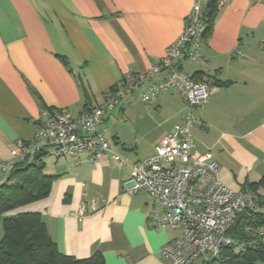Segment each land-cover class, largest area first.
<instances>
[{"label":"crops","instance_id":"1","mask_svg":"<svg viewBox=\"0 0 264 264\" xmlns=\"http://www.w3.org/2000/svg\"><path fill=\"white\" fill-rule=\"evenodd\" d=\"M194 0H0V164H13L10 147L33 136L43 108L77 115L100 105L121 80L146 70L181 33ZM264 0H225L200 46L202 59L177 67L209 84L194 109L190 133L199 151H210L229 188L253 185L264 194ZM165 75L155 73L141 85ZM128 93L104 116L99 129L112 151L89 162L88 153L42 157L53 175L49 194L23 206L38 212L59 252L78 259L100 253L103 264H169L162 246L180 234L149 224L153 198L126 192L132 163L150 157L155 145L181 123L185 103L175 92L133 105ZM142 101V100H141ZM156 123L146 140L140 120ZM149 108L151 111H149ZM134 114V119L130 117ZM84 209L83 215L78 210Z\"/></svg>","mask_w":264,"mask_h":264},{"label":"built area","instance_id":"2","mask_svg":"<svg viewBox=\"0 0 264 264\" xmlns=\"http://www.w3.org/2000/svg\"><path fill=\"white\" fill-rule=\"evenodd\" d=\"M207 1L194 0L181 33L168 45L165 54L146 70L117 83L100 105L77 115L66 109L43 108L31 139H18L10 147L16 161L32 162L42 151L55 158L87 152L89 162L109 155L123 167L126 161L112 151L99 129L104 116L116 109L133 90L140 91L139 96L145 103L159 94L177 93L185 103L181 123L160 139L153 155L129 165L130 178L124 184L129 194L145 191L153 198L148 211L150 225L180 231L161 248V255L169 264L211 262L224 246L240 251L244 241L230 234L236 217L240 213H264V194L226 186L219 178L217 160L210 151L197 150L190 133L196 119L194 109L206 100L209 84L188 76L176 65L183 58L192 62L202 59L200 46L207 27L204 15ZM224 1L217 0L216 7ZM261 47L264 48V44ZM162 71H165L162 78L140 90L144 81ZM12 165L0 164V183L5 181ZM84 212L80 208L78 215ZM246 231L255 238H263L264 224L247 227Z\"/></svg>","mask_w":264,"mask_h":264},{"label":"trees","instance_id":"3","mask_svg":"<svg viewBox=\"0 0 264 264\" xmlns=\"http://www.w3.org/2000/svg\"><path fill=\"white\" fill-rule=\"evenodd\" d=\"M216 3L217 0H208L204 7L207 27L203 38L209 32ZM44 156L42 151L32 162L15 161L5 181L0 183V214L3 215L0 264H103L100 253L78 259L59 252L41 214L20 210L49 194L54 176L45 173ZM245 188L256 192L253 185ZM260 224H264V213H240L230 234L244 241L243 249L237 251L234 247L224 246L215 260L205 264H264V237L255 238L246 231L247 227Z\"/></svg>","mask_w":264,"mask_h":264},{"label":"rangeland","instance_id":"4","mask_svg":"<svg viewBox=\"0 0 264 264\" xmlns=\"http://www.w3.org/2000/svg\"><path fill=\"white\" fill-rule=\"evenodd\" d=\"M139 105L145 106V107H149V105L141 100H137L134 105V107H138ZM149 111L150 108H149ZM171 112L170 107H166V109H164L161 113H154L153 114V118L152 119H147L146 121L144 120H140V125L142 126V130L147 134L146 136V140L147 141H152L154 139V135L158 132L157 130H155V132H152V126L153 128L156 127V123L161 122L165 117H167ZM131 119H134V114H132V116L130 117ZM2 222H3V215L0 214V239L2 238ZM194 264H201L200 260H197L194 262ZM202 264H205L204 262Z\"/></svg>","mask_w":264,"mask_h":264}]
</instances>
